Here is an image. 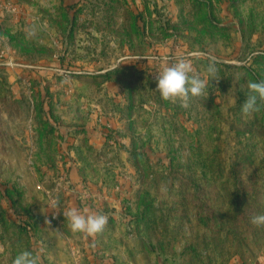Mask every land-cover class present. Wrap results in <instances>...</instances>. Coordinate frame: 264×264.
Instances as JSON below:
<instances>
[{
  "label": "rangeland",
  "instance_id": "obj_1",
  "mask_svg": "<svg viewBox=\"0 0 264 264\" xmlns=\"http://www.w3.org/2000/svg\"><path fill=\"white\" fill-rule=\"evenodd\" d=\"M181 57L187 108L155 92ZM260 80L264 0H0V264H264Z\"/></svg>",
  "mask_w": 264,
  "mask_h": 264
},
{
  "label": "clouds",
  "instance_id": "obj_2",
  "mask_svg": "<svg viewBox=\"0 0 264 264\" xmlns=\"http://www.w3.org/2000/svg\"><path fill=\"white\" fill-rule=\"evenodd\" d=\"M206 71L215 76V61L209 63ZM156 82L155 92H158L164 101L174 104L179 102L183 108L189 107L190 98L204 95L208 83L194 71L192 60L186 57H181L165 67L156 75ZM247 88L248 92L241 108L244 116L259 112L261 106H264V80L249 81ZM51 206L57 207L58 202L53 201ZM63 216L72 233L84 234L87 237L102 234L109 222L106 214H87V209L80 211L68 208L63 211ZM250 223L256 227H264V213L252 216ZM39 259L38 255L25 250L15 256L12 264H39Z\"/></svg>",
  "mask_w": 264,
  "mask_h": 264
}]
</instances>
